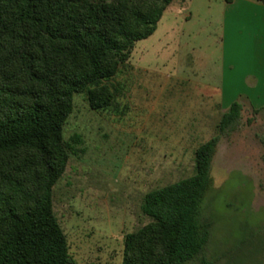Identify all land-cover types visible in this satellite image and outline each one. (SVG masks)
Here are the masks:
<instances>
[{"label": "rangeland", "instance_id": "374dc122", "mask_svg": "<svg viewBox=\"0 0 264 264\" xmlns=\"http://www.w3.org/2000/svg\"><path fill=\"white\" fill-rule=\"evenodd\" d=\"M223 2L172 0L111 81L115 106L95 111L74 95L63 128L73 150L53 188L69 264H122L124 235L148 222L145 193L193 173L195 149L233 101L240 127L221 136L202 203L208 240L183 264H264V109L254 114L236 86L222 90Z\"/></svg>", "mask_w": 264, "mask_h": 264}, {"label": "trees", "instance_id": "16d2710c", "mask_svg": "<svg viewBox=\"0 0 264 264\" xmlns=\"http://www.w3.org/2000/svg\"><path fill=\"white\" fill-rule=\"evenodd\" d=\"M171 1L0 0V264L71 262L53 188L73 150L63 128L74 95L95 111L115 106L111 81ZM242 108L233 101L222 113L216 135L195 149L190 176L145 193L148 222L124 235L122 264H183L202 252L212 158L221 136L239 129Z\"/></svg>", "mask_w": 264, "mask_h": 264}, {"label": "crops", "instance_id": "0c3cea01", "mask_svg": "<svg viewBox=\"0 0 264 264\" xmlns=\"http://www.w3.org/2000/svg\"><path fill=\"white\" fill-rule=\"evenodd\" d=\"M221 44L222 90L236 86L253 109L263 108L264 4L256 0L224 1Z\"/></svg>", "mask_w": 264, "mask_h": 264}]
</instances>
